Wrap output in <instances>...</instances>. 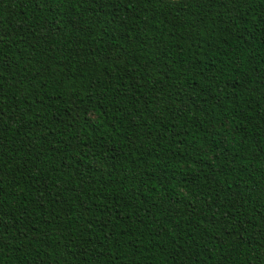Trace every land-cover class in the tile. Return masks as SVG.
<instances>
[{"label": "trees", "instance_id": "16d2710c", "mask_svg": "<svg viewBox=\"0 0 264 264\" xmlns=\"http://www.w3.org/2000/svg\"><path fill=\"white\" fill-rule=\"evenodd\" d=\"M0 264H264V0H0Z\"/></svg>", "mask_w": 264, "mask_h": 264}]
</instances>
